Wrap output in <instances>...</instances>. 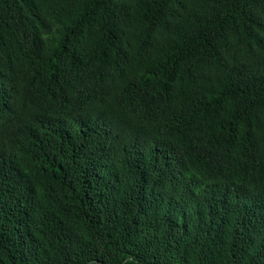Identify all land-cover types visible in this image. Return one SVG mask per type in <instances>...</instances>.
I'll list each match as a JSON object with an SVG mask.
<instances>
[{"label":"trees","instance_id":"obj_1","mask_svg":"<svg viewBox=\"0 0 264 264\" xmlns=\"http://www.w3.org/2000/svg\"><path fill=\"white\" fill-rule=\"evenodd\" d=\"M0 264H264V0H0Z\"/></svg>","mask_w":264,"mask_h":264}]
</instances>
